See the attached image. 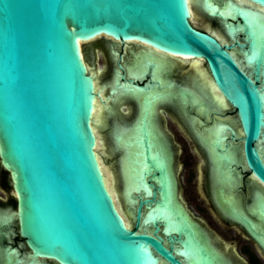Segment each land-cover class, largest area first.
I'll use <instances>...</instances> for the list:
<instances>
[{"label": "water", "instance_id": "1", "mask_svg": "<svg viewBox=\"0 0 264 264\" xmlns=\"http://www.w3.org/2000/svg\"><path fill=\"white\" fill-rule=\"evenodd\" d=\"M200 7L223 21L231 39L242 32L239 46L247 50L238 64L230 47L193 27L190 0H0V165L9 173L28 255L57 264H159L160 258L181 264L172 254L175 243L186 262L198 257L166 147L151 122L153 92L141 108L147 130L138 122L114 132L113 157H122L117 175L120 165L132 219L125 226L92 130L91 121L101 123L92 116L98 92L79 42L136 41L205 60L237 108L246 161L264 182V165L251 147L264 129V109L242 70L253 64L255 74L264 71V0H201ZM155 59L158 70L165 60ZM130 74L138 78L140 71ZM112 94L140 98L141 91L116 78Z\"/></svg>", "mask_w": 264, "mask_h": 264}, {"label": "flooded vegetation", "instance_id": "2", "mask_svg": "<svg viewBox=\"0 0 264 264\" xmlns=\"http://www.w3.org/2000/svg\"><path fill=\"white\" fill-rule=\"evenodd\" d=\"M202 13L222 31L225 40L194 24L193 27L212 35L222 46L230 47L228 52L238 64L247 50L239 46L245 43L242 32L234 31L235 38L231 39L221 19L210 17L203 10ZM88 45L91 46L89 54L84 49L82 54L88 68L91 67L88 74L95 78L96 95L104 88L103 98H97L98 103L105 104L102 122L98 124L107 125L108 131L106 137L100 135L105 143L110 142L115 152L116 127L128 129L140 122L142 129L147 130L149 117L141 113V108L148 94L154 93L156 99L150 113L155 136L166 147L177 180L178 201L188 215L197 243L192 245L198 251L197 260L192 258L186 262L175 251L181 247L174 243L175 258L181 264H264V182L246 161L245 135L237 108L216 86L206 61L165 54L136 41L99 38ZM158 57L165 63L155 70L152 60ZM192 60L201 62L202 73L193 68ZM183 65L187 67L185 71ZM136 68L140 71L138 78L130 74ZM242 70L257 87L264 109V71L260 69L255 74L253 64ZM116 78L121 84L140 90V98L130 94L113 95ZM144 137L142 134V140ZM251 147L264 165V129ZM0 176L3 188L0 187V264H10L8 254L12 253L15 254L11 264H18V259L29 256V249L13 215L16 198L9 173L1 165ZM7 215H12L9 222L2 219ZM163 244L170 250V243L164 237ZM39 260L57 264L53 260ZM159 264L169 263L160 258Z\"/></svg>", "mask_w": 264, "mask_h": 264}, {"label": "bare ground", "instance_id": "3", "mask_svg": "<svg viewBox=\"0 0 264 264\" xmlns=\"http://www.w3.org/2000/svg\"><path fill=\"white\" fill-rule=\"evenodd\" d=\"M237 1H242V0H237ZM244 2V1H243ZM200 5H201V0H190V19H193V18H197L198 17V14H196V10H200L201 9V7H200ZM201 11H202V9H201ZM200 18V17H199ZM218 33V32H217ZM81 46H82V44H81V42H79V47H80V53H81V57H82V49H81ZM153 52V51H152ZM170 58V57H169ZM172 58H173V56H172ZM176 58V57H175ZM171 59V58H170ZM183 59V58H182ZM189 60V59H188ZM171 61H173V60H171ZM183 61H187V60H184L183 59ZM192 62V66H193V68H195L197 71H199L200 73H202L201 72V69H199V65L201 64V62L199 61V60H192L191 61ZM190 62V63H191ZM88 67V66H87ZM182 67V66H181ZM89 68H91V67H89ZM199 75V74H198ZM202 77V76H201ZM203 79H204V76L202 77ZM207 81V80H206ZM205 81V82H206ZM207 85V84H206ZM215 88V87H214ZM210 88H208V90H209ZM211 90H212V88H211ZM103 91H104V88L103 89H101L100 91H98V98H103L102 97V93H103ZM214 91H215V89H214ZM214 91H212V92H214ZM217 92V91H216ZM217 97V96H216ZM219 97H220V99H222L221 98V96L219 95ZM217 99V98H216ZM215 99V100H216ZM218 101H219V99H217ZM99 101V100H98ZM104 102H106V99H105V101ZM216 102V101H215ZM219 103V102H218ZM221 103V102H220ZM221 104H223V103H221ZM105 104H101V103H98L97 104V106H96V108H95V110H94V112H93V114H92V116H96V117H98L99 118V120H100V122H102V116H103V106H104ZM159 105V104H158ZM221 106V105H220ZM219 106V107H220ZM224 106V105H223ZM106 108V107H105ZM221 108V107H220ZM107 110V109H106ZM107 113V112H106ZM106 116V115H105ZM105 116H104V118H105ZM107 117V116H106ZM109 118V117H108ZM107 120H109V119H107ZM93 124H95L94 126H92V130H93V132H94V135H95V137H96V142H97V145H98V148H99V151H100V154L101 153H106V148H105V146H106V144H105V142H104V140L102 139V137H101V135H100V133H99V128H100V126L102 127V125H100V124H98V123H96V122H93V121H91ZM105 122V121H104ZM97 124V125H96ZM104 125V124H103ZM104 128V127H103ZM102 134H103V132H102ZM105 137H106V135H105ZM110 143V142H109ZM110 145V144H109ZM112 146V145H111ZM110 146V147H111ZM112 148V147H111ZM113 149V148H112ZM113 151V150H112ZM113 154V153H112ZM110 156H111V154H109ZM103 159H105V158H103ZM121 159H122V157H120V165H121ZM104 162V161H103ZM105 163V162H104ZM119 165V168H120V175H115L114 173H113V170H112V167H108V166H105V168H106V171H107V174H108V177H109V180H110V182H111V185H112V188H113V191H114V194H115V197H116V200H117V203H118V206H119V208H120V211H121V214H122V217H123V220H124V223H125V226L126 227H129V226H131V224H132V219H131V213H130V207H129V201H128V195H127V189H126V183H125V177H124V171H123V168L121 167ZM119 182V185L120 186H122V187H120V190H121V188H122V192H121V195L119 194V192L117 191V188H116V186L115 185H117L116 184V182ZM118 186V185H117ZM5 218V219H4ZM4 218H2L3 220H5L6 222H9L10 220H12V215H7V216H5ZM2 220V221H3ZM8 253V252H7ZM12 253V252H11ZM13 254H15V253H12L11 254V256H9V254H8V257H9V263L11 264L12 263V261H13ZM16 256V258H17V255H15ZM8 259V258H7ZM18 264H46L45 262H43V261H40L38 258H36L35 256H32V255H29L26 259L24 258V259H18L17 261H16Z\"/></svg>", "mask_w": 264, "mask_h": 264}, {"label": "rangeland", "instance_id": "4", "mask_svg": "<svg viewBox=\"0 0 264 264\" xmlns=\"http://www.w3.org/2000/svg\"><path fill=\"white\" fill-rule=\"evenodd\" d=\"M196 14H198V17L196 19L195 18L191 19V23L192 24H194L197 27H201V28L207 29V30H209L210 33H213V31L218 32V29H217L216 25L214 24V22L211 19L207 18L202 13L201 10H199V9L196 10ZM89 42L82 43V49H84V51L87 52V54H89V49H88ZM101 62L104 63L105 61H100V63ZM182 69L185 71L187 69V67H185V65H183ZM107 131H108L107 130V125H103L101 127V129L99 128V133L102 134V132H103V134H102L103 136L107 135ZM106 143H105L106 144L105 148H106L107 151H106V153H101V157H102V159L105 158V159H103V161L105 162L104 165L105 166L110 165L112 167V170L114 171V174L117 175L116 163H117V160L119 159V157H113V154H112L113 153V151H112L113 149L110 147L111 145H109L108 142H106ZM109 154H111V156ZM179 177H180V175H179ZM1 182H2V177L0 176V187H1V189H3L2 186H1ZM116 184L118 186L117 185H115V186L117 188V191L119 192L120 191L119 182L117 181ZM3 200H5V198H3Z\"/></svg>", "mask_w": 264, "mask_h": 264}]
</instances>
